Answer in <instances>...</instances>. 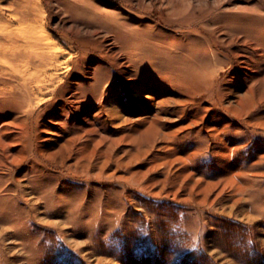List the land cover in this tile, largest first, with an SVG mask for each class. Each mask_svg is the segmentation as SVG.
Here are the masks:
<instances>
[{
	"label": "rangeland",
	"instance_id": "rangeland-1",
	"mask_svg": "<svg viewBox=\"0 0 264 264\" xmlns=\"http://www.w3.org/2000/svg\"><path fill=\"white\" fill-rule=\"evenodd\" d=\"M0 264H264V0H0Z\"/></svg>",
	"mask_w": 264,
	"mask_h": 264
}]
</instances>
